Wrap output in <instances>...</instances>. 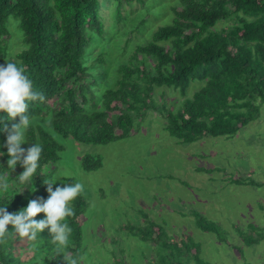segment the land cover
Returning <instances> with one entry per match:
<instances>
[{
    "label": "trees",
    "instance_id": "16d2710c",
    "mask_svg": "<svg viewBox=\"0 0 264 264\" xmlns=\"http://www.w3.org/2000/svg\"><path fill=\"white\" fill-rule=\"evenodd\" d=\"M107 2L115 7L119 22L124 4L149 7L147 0H0V64L11 59L22 65L34 90L43 95L29 102L28 111L32 120L44 123L31 125L28 142L22 145L43 146L40 167L32 182H11L0 190L9 211L48 195L45 182L63 151L61 136L108 144L130 137L147 113L155 111L179 143H194L208 136L235 135L258 115L259 102L264 103V0H177L171 5V23L159 27L149 42L137 44L130 54L122 50L123 55L113 51L116 41L107 37L103 11ZM143 25L144 21L136 31ZM12 29L19 31L22 41L14 56L9 52ZM97 47L103 49L101 54L90 59ZM123 58L127 62L122 63ZM195 83L202 86L189 97ZM168 91L181 98L175 108L165 99ZM5 138L0 132V144ZM7 159V154L0 157V173L16 179L23 167L11 172L5 169ZM82 164L91 171L100 161L85 157ZM73 206L75 214L68 218L72 232L65 245L58 247L47 229L36 240L12 237L0 241V264H81L86 202L80 195ZM196 218L204 232L224 240L213 224L205 225L197 214ZM158 230L152 223L142 239L159 242ZM183 244L188 253L199 255L196 244ZM30 250L32 257L24 260L22 254Z\"/></svg>",
    "mask_w": 264,
    "mask_h": 264
},
{
    "label": "rangeland",
    "instance_id": "374dc122",
    "mask_svg": "<svg viewBox=\"0 0 264 264\" xmlns=\"http://www.w3.org/2000/svg\"><path fill=\"white\" fill-rule=\"evenodd\" d=\"M147 1L149 7L124 4L120 22L112 3L104 5L107 37L116 41L114 52L125 49L130 54L171 23V5L177 0ZM142 21L145 25L136 31ZM14 31L11 56L22 46L19 31ZM102 50L95 48L90 59ZM201 86L193 84L189 97ZM165 99L174 108L181 102L172 91ZM259 104L255 119L235 135L208 136L194 143H179L155 111L147 113L130 137L108 144L59 137L63 151L51 179L84 184L81 264H162V259L167 264H264V103ZM43 123L36 118L31 125ZM85 157L99 160L100 166L86 171ZM21 167L18 164L13 172ZM196 214L205 225L213 224L225 242L198 227ZM152 223L160 229L157 243L142 239ZM182 241L189 247L196 244L199 255L188 253ZM22 257H32V250Z\"/></svg>",
    "mask_w": 264,
    "mask_h": 264
},
{
    "label": "clouds",
    "instance_id": "9594fccd",
    "mask_svg": "<svg viewBox=\"0 0 264 264\" xmlns=\"http://www.w3.org/2000/svg\"><path fill=\"white\" fill-rule=\"evenodd\" d=\"M38 96L43 99V95L34 90L33 81L22 65L11 59L0 64V132L6 133L4 142L0 144V149H6V153L0 151V157L7 154L5 169H11V172L17 164L23 167L16 179L5 178L0 173V190L7 189L11 182H32L37 175L43 146L40 143H30L27 148L22 145L28 142L26 132L32 123L29 102ZM16 117L18 120L15 122H6ZM59 180L45 182L48 195L30 199L26 207L19 211H9L3 198H0V241L17 236L36 240L47 229L58 247L68 242L72 232L68 218L75 214L73 202L83 192L84 184L72 179H68L71 183H56ZM12 199L10 197L6 201ZM39 213L44 215L37 219Z\"/></svg>",
    "mask_w": 264,
    "mask_h": 264
},
{
    "label": "crops",
    "instance_id": "0c3cea01",
    "mask_svg": "<svg viewBox=\"0 0 264 264\" xmlns=\"http://www.w3.org/2000/svg\"><path fill=\"white\" fill-rule=\"evenodd\" d=\"M162 260H164V259H162Z\"/></svg>",
    "mask_w": 264,
    "mask_h": 264
}]
</instances>
